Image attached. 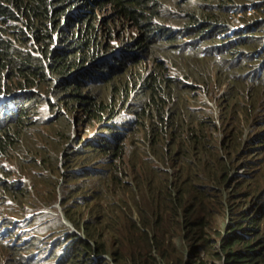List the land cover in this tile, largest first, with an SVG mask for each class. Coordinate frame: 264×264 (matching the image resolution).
I'll use <instances>...</instances> for the list:
<instances>
[{
  "label": "trees",
  "instance_id": "trees-1",
  "mask_svg": "<svg viewBox=\"0 0 264 264\" xmlns=\"http://www.w3.org/2000/svg\"><path fill=\"white\" fill-rule=\"evenodd\" d=\"M99 1L0 0V72L17 80L15 84L0 89V92L9 94L17 89H32L29 93L15 96L20 113L14 114L0 126V157L11 159L10 153L15 152L18 156L15 160H18L20 167L27 164L30 169H36L32 173L31 193L11 182L8 178L11 174L9 169L0 166V204L14 202L23 210V202L31 198V209L36 212L31 220L43 221L42 229L49 239L52 238L51 248L41 250V253L46 256L50 251L60 248L55 254L56 258L62 255L58 264H108L105 255L114 264H196L200 252L205 251L209 243L204 236L203 227L210 217L201 221L204 203L208 197L217 195V188L226 182L232 170H252L255 164H259L257 155L264 151V131H256L250 137H243L247 126H258L264 119V66L258 74L255 69L259 62L247 55L258 51L263 43V36L254 32L259 31L264 35V18L252 19L242 31L251 33L243 39L226 43V37L221 38L220 35L229 28V13L240 8L238 0L197 1L195 13L188 17L202 34L201 40L213 41L210 49L206 47L204 52L216 50V53H225L215 54L208 60L197 54L185 53L182 63L177 67V74L169 73L163 65L164 60L159 61L157 58L159 66L156 70L148 71L145 76L138 68L136 73L130 71L124 78L122 87L117 89L116 97L111 86V97L104 102L98 101L96 94L81 92L82 85L93 80L94 75L98 77V81L107 84L114 73L117 76L123 75L130 66L140 65L142 60H148L152 50L151 44H147V32L156 35L168 28L152 23L155 15H145V7L128 0H112L116 13L134 21L139 28L135 39L124 45L123 52L117 54V60L110 59L104 66L103 61L93 64L102 55L97 54L84 64L80 60L75 65L76 68L70 70L64 55L68 54L71 47L69 44H62V36L54 40L57 42L55 49L40 54V50L52 38L55 39L48 26L53 25L56 16L64 14L67 9L66 18L80 20L87 13H92L90 10L93 9L87 7V3L90 2L93 6ZM6 3L15 5L14 12L5 6ZM159 3H155L157 8L163 5ZM19 17L23 18L24 30L19 27L10 28L11 23ZM189 31L183 30V33ZM12 40L22 46L30 43L33 54L13 44ZM88 41L94 44L93 39H85L80 46ZM188 43L196 42L186 44ZM227 52L242 55L231 57ZM202 60L213 66H199ZM84 66L87 67L83 68ZM42 82L47 85L44 93L40 92ZM190 87H199L205 95L217 93L216 97L219 99L214 116L205 101L193 100L195 105H192L187 100L185 93ZM51 95L56 97L55 101L51 99ZM127 97L132 101L124 107H130L129 111L133 110L138 119H146L150 123V130L145 135L149 136L152 147L149 151L135 150L126 158L120 152L116 154L114 146L101 135L94 136L80 147L73 141L72 146H67L71 125L68 117L59 113L54 119L44 121L41 109L37 107L34 110L41 103L48 106L49 111H53L56 106L64 107L67 112L77 113L76 119L83 115L86 122L91 124L96 121L97 126L104 115L112 117L114 109H119ZM35 113L46 130L33 128ZM59 121L65 123L60 124ZM56 123L59 128L54 126ZM55 134H61L66 142L62 145L55 143ZM61 152H67L62 160L64 172L58 167ZM109 157L118 158L119 162L114 159L108 161ZM97 159L101 162L92 164L97 168L83 169L79 173L70 171L71 168L83 167ZM42 168L46 172L39 170ZM162 168H168L169 172ZM119 173L128 176L132 186L123 182ZM59 176H62V180L58 185ZM146 179L150 181L149 193L155 207L150 208L140 199L138 221L127 215L121 220L123 227L125 224L127 227L117 236V221L101 216V195L107 187L136 190L138 183ZM164 180H167L168 190ZM243 180H248L247 188L240 190L243 185L238 183ZM157 181H160L159 185ZM256 183V177L246 174L234 180L231 192L235 226L249 234L254 232L257 221L249 218L248 213H258L262 209L255 210L256 207L252 204L251 211L246 212L242 205L249 201L258 202L263 195H259L258 185L249 190ZM57 191L61 210L74 229L66 227L53 208L58 198ZM164 192H169L170 202L179 201V206L184 208L183 215L180 213V234L185 242L182 241L180 247L173 242L172 234L167 238V229L161 222L159 198ZM217 196L218 208L221 209L222 204L219 195ZM42 204L51 206L52 211H39L38 207ZM1 212L0 210V214ZM171 222L173 223L172 217ZM244 226L251 228L244 229ZM58 228L62 229L60 235L55 234ZM104 229L111 231L113 236H104ZM123 242L128 244L126 250H122ZM32 243L29 241V245ZM226 243L224 238L220 248L226 255V264H261L256 259L263 254L244 256L239 251L243 248L242 244H237L236 241ZM184 248L190 253L189 257H184ZM233 248L237 250L232 251ZM16 249L20 251L24 247L18 246ZM250 250L254 248L250 247ZM157 255L158 261L155 260ZM16 256L13 257L14 264H17L19 258L23 260L21 255Z\"/></svg>",
  "mask_w": 264,
  "mask_h": 264
},
{
  "label": "rangeland",
  "instance_id": "rangeland-1",
  "mask_svg": "<svg viewBox=\"0 0 264 264\" xmlns=\"http://www.w3.org/2000/svg\"><path fill=\"white\" fill-rule=\"evenodd\" d=\"M93 1V0H91ZM132 4H137L139 6L145 7V15L154 14V18L152 20V23L163 25L164 27L168 28L164 32L157 33L156 35L151 34L149 31L147 32V44H151V50L152 53H150V57L148 60L144 59L141 61L140 65H132L130 68H128L123 75H118L117 73L113 74L110 77V81L107 82V84H103L101 80L98 81V77L96 75L93 76V80H89L86 82V84H83L82 91L83 93L89 92V94H96L98 101L102 100L104 102H107L110 97V88L113 86V91L116 92L114 95L116 97L117 95V89H120L122 87V84L124 83V78L128 76L130 71L138 72V69L141 70V73L145 76L148 74L147 72L152 69H157L159 66L158 63H156V59L158 60H164V67L165 69L169 70V73L171 74H177V67L180 66L183 60V56H185V53H188L189 55L197 54L202 56V58H205L206 60L210 59L211 57H214L215 54L222 55L224 53H216V50H209V52H204V49L207 47V49H210L209 46L212 45L213 41L212 39L208 40H201V33L199 32V29L196 28V24L189 21L188 15L194 14L196 11V4H198L197 1L199 0H128ZM157 2H160L159 4H163L160 7H156ZM90 3V2H89ZM89 3H87V7L90 6L93 10H90L92 13L86 14L83 16L80 20H71V17L66 18L67 15V9L65 10L64 14L60 16H56V21L52 24H50L49 30L50 33H52L55 37V39H51L49 43H47L43 50H40V54L48 53V51H52V49L56 46L57 42L54 41L57 39V37L62 36V44H69L70 51L67 52L68 54L64 55L65 61L68 63V67L70 70L76 68V64L79 63L80 60L83 62L81 64L86 63L88 60H91V57L97 56V54H103L107 51H110L114 49L115 47H120L123 44L131 43L132 40H134L136 35L138 34V29L136 26V23L130 19H126L122 14H117L115 8L113 7L112 0H100L97 3H94L93 6H91ZM238 3L240 4L239 12L235 13H229V20L233 21L235 26L240 27V24L243 22L244 19H250L256 17H264V0H238ZM19 5L20 2H17ZM5 6L12 12L15 10L14 4L6 3ZM245 8V14L244 19L243 18V11ZM85 10H88L85 8ZM76 11L75 13H78ZM81 13V11H80ZM22 17H19L18 19L14 20L13 23H11L10 28L12 27H19L23 28L22 24ZM141 20V19H140ZM72 21V23H71ZM1 24V23H0ZM45 28V29H48ZM189 29L190 31L188 33H183V30ZM180 30V31H179ZM175 31V33H173ZM239 31L235 32L233 35H230L229 37L224 39V42H234L236 40H239L243 38L244 33H238ZM167 33V34H166ZM85 39H93L94 44H90V41L86 43L84 46H80L82 41ZM194 41L196 43H188ZM31 40V44H32ZM12 43L15 44L18 47L25 48L26 51H30L33 54V51L31 49L32 46H30V43H27L25 45L19 44V42L12 40ZM43 44V43H39ZM125 44V45H126ZM94 46V47H93ZM240 48H252V46H240ZM263 48V46H262ZM38 51V50H37ZM39 52V51H38ZM257 53V56H252V54ZM247 55L250 58H256L257 62H259L260 70H262V66H264V54L263 50H259L256 52L247 53ZM199 66H205L208 68H211L213 65L210 62L207 61H200ZM135 67V68H134ZM138 68V69H137ZM107 70V69H106ZM258 72V73H259ZM88 80V79H87ZM17 82L16 79H11L10 75L6 73L0 72V89L5 88L7 86L13 85ZM88 86V87H87ZM47 87L46 84L43 82L41 83V89L40 92L44 93V89ZM189 94V95H188ZM196 94V98L193 96ZM187 95V96H186ZM193 95V96H192ZM185 96L187 100L191 102L192 105H195L193 100H201L205 101L208 105V108L211 111L212 116L215 115V112L217 110V102L218 99L217 93H213V95H205L200 92L199 89H196L194 87H190L187 90V93H185ZM51 99L55 101L56 97L54 95H51ZM132 99H129L127 97L125 100L122 101L123 104L119 106L118 112L123 113L125 115L131 116V118H135L136 114L133 110L129 111L130 107L125 108L128 104V102H131ZM41 109L43 111V114L46 115L48 112L46 111V106L44 103L39 104L38 106L34 107V110ZM58 109L62 113H68V116H70V123H72L73 118L77 117V113L72 114L70 112H67L64 107H58ZM264 112V111H263ZM54 111H50V115H52ZM37 113L34 114V125L33 128L36 130L44 129V124L40 122V119L37 118ZM85 117L81 115L79 119L75 120L76 125L74 130H70V138L74 136L77 132H79L82 128L81 124L84 123ZM94 122V123H93ZM91 123L92 128L96 126L95 122L93 121ZM60 124H64L65 122L59 121ZM56 126L59 128V124L56 123ZM245 137H250L251 133H254L256 131H264V119L263 122L258 125H251L247 126L245 128ZM55 143L64 144L66 142V139H64L61 134H55L54 137ZM25 142L22 143V146H24ZM16 156V154L14 153ZM264 156V154H263ZM6 160H8L6 158ZM5 159H2V163H4L6 166L9 161H6ZM1 161V160H0ZM12 166L15 168V173L13 174V177L15 178H21L23 180V185L25 188L29 187V184L32 185L33 179H32V173L36 171V169H30V166L27 164L23 165V168L18 166L17 162H10ZM263 176H264V165H263ZM150 190L144 186V184H141L138 189L131 193L126 194L124 198L121 200V207L115 208L112 213V219L117 221V224L115 225L117 227V236H120V234L125 230L127 227V224L123 225L121 224V220L125 219L127 215L130 216H136L138 209L140 208V199H143L145 203L150 207L154 208V203L152 202V196L149 193ZM163 196H167L166 192L163 193ZM162 196V197H163ZM164 203H167V201L164 199ZM30 199H26L24 206L30 207ZM164 203H162L159 199V206L161 209V222L164 224L165 228L167 229L166 236L167 238L169 235L172 234L173 242H177L178 246H181L182 238L180 237V213L182 214V208L179 206V204L175 207H167ZM207 203L209 204V213L208 217L215 219V223L218 225L219 221L222 219V214H218L216 206V197L210 196L207 199ZM128 206H125L127 205ZM212 210H214L212 212ZM56 214L61 213L60 206L55 207ZM168 215V220L165 216ZM171 217L173 219V223L171 222ZM62 220H67V218L64 216ZM62 232L61 228H58L55 232V234L60 235ZM29 233L31 234H38L37 229H33ZM104 236H113V233L111 231L104 229ZM214 236V234H212ZM51 239H48L47 242H49ZM38 246L37 243H32L31 248L29 250H34ZM16 245L13 244L12 238L9 240H3L0 239V264H11L9 262H4L5 256L10 253L14 252V255L18 254V251L16 250ZM59 247V246H58ZM122 250H126L128 248V244L126 242H123V245L121 246ZM176 248V247H175ZM58 249V248H57ZM29 250H22L23 254H28ZM177 250V248H176ZM107 259L109 256L106 257ZM155 260H159V256L157 255L155 257ZM109 262V261H108ZM19 264H35L31 263V261L20 259Z\"/></svg>",
  "mask_w": 264,
  "mask_h": 264
},
{
  "label": "clouds",
  "instance_id": "clouds-1",
  "mask_svg": "<svg viewBox=\"0 0 264 264\" xmlns=\"http://www.w3.org/2000/svg\"><path fill=\"white\" fill-rule=\"evenodd\" d=\"M238 12H239V9L238 11L233 10L232 13L234 15L235 13H238ZM244 14H245V8L243 11V18H240V19L242 20L244 19ZM260 18H264V17H260ZM251 21L252 20L250 19H244L243 22L240 24L239 28H237L238 26H235L233 21H230L228 30H226L223 34H221L220 37L227 38L230 35H233L237 31H239L238 33H242V31L246 28L248 24L251 23ZM250 33L251 32H245L243 35V38L245 37V35H248ZM254 33L261 34L263 36V43L258 48V51L262 49L263 54H264V35L259 31L254 32ZM125 44H123L120 47H115L114 49L123 48ZM55 48L56 47H54L53 49ZM114 49L103 53L101 56L113 51ZM227 53L231 57H238L242 55V54H237L236 52H227ZM253 56H257V53L252 54V56L250 57H253ZM110 59L117 60V54L102 60L103 66L106 63H109ZM159 61H162V60H159ZM260 67L261 66H258L255 69L257 73L259 72ZM171 76H174V75H171ZM185 82L188 84H192L190 81H185ZM195 88L199 89V87H195ZM31 91L32 89H17V90H14V92L9 93V94L4 91L0 92V126L5 124L10 118H12L14 114H17L19 112V109H18L19 106L17 105L18 100L15 98V96L19 94L29 93ZM200 92L203 93L201 90ZM194 96H196V94ZM46 107H47L46 111L48 112V114L46 115L43 114L44 121H50L51 119H54L59 113H62L56 106L55 109L53 110L54 113L49 116V112H50L49 107L48 106ZM114 111L115 112L112 117H110L109 115H104L101 120V123L97 126H94L93 128L90 123L84 120V123L81 124L82 126L81 130L77 132L74 136L69 138L66 145L72 146L71 141H73L75 145L77 144L79 145L78 147H80L81 145H83L85 142H87L94 136L101 135L106 142H109L111 145L114 146L113 148L116 150V154L120 152L124 158H126L130 153L138 149L149 151V149L152 147L151 140L148 135L147 136L145 135V133H147L150 130V123L146 119H138L137 115H135L136 116L135 118H131V116L125 115L123 113H119L118 109H114ZM63 114L66 115L68 119L70 120V116H68V113H63ZM76 118L74 117L72 123H70L71 124L70 130L75 129V125H76L75 120H77ZM54 126L57 127L56 124H54ZM245 131L243 134L244 138H246ZM253 134L254 133H251V135ZM156 142H157V139H156ZM155 143L153 144V146L155 145ZM14 153L13 154L10 153L12 158L11 159L7 158L8 160H6V157H0V160H1L0 166L4 167L5 169H9L11 174L9 175L8 178L10 179L11 182H15V184H19L24 189H27L32 193L33 192L32 185L29 184V187L25 188L22 183L23 180L21 178L13 177V174L16 171L10 162L12 163L17 162L18 166H20L18 160L17 161L15 160V157H18V156L16 153H15L16 154L15 156ZM65 154H67V152H61L58 158V167L61 170V172L65 171L63 167V161H62L63 156ZM263 154H264V151H261V153L257 155V161L259 162V164H255L252 170L245 169V168H239L236 170H232L229 173L226 182L217 188L218 189L217 195H219V198L222 204V208L221 209L217 208V212L218 214H222L224 212V214L222 215V219L219 221L218 225L215 223V219L213 218L207 219L208 217L207 215L209 213L210 207L207 201L204 203L205 208H204V213L201 216V221L203 219H207V223L203 227V232H204L205 238L209 240L208 241L209 243H208L207 249L205 251L200 252L199 259L195 261L196 264H200V263L201 264H226V255L220 249L221 242L224 238H226L227 243L236 241L237 244L239 243L242 244L243 248H241L239 251L243 252L244 256H248V255L256 256V253L263 254L262 257L257 258L256 261L261 264H264V259H263L264 258V176H263L264 156ZM20 156L21 155H19V157ZM2 159L9 161L7 166L4 163H2ZM113 159L114 157H109L108 161H112ZM114 161L119 162V159L116 158L114 159ZM99 162H101V160L97 159L94 162L90 164L88 163L87 165L83 167L71 168L70 171L79 173L83 169H94L97 167L92 166V164L99 163ZM162 169L165 170L166 172H169L168 168H162ZM39 170L46 172V170L43 168ZM249 173L251 174V177H256L257 179V183L253 185V187L249 188V190H252L254 187L258 185V188L260 190L259 195L263 194L259 198L258 202L250 203L249 201L242 205L243 211H246V212L251 211L252 204H254V206L256 207L255 210L262 209L258 213L255 211H253L252 213H248L249 218H253L257 221V225L255 226V230L252 234H249L248 232L244 233L235 226L236 223L233 221L234 217H233L232 207H231V205L233 204V198L231 197V192L234 187V180L237 178H242L243 176ZM119 176L121 177V180L123 182L132 186V183L128 176H123L121 173H119ZM58 179H59V183H58L59 185L62 180V176H59ZM164 181L166 182V186L168 190L167 180H164ZM149 182L150 181L147 179L142 180L138 183V187L141 184H144V186H146L150 190L151 188H150ZM247 182L248 180H243L240 183H238L240 185H243L240 190H244L245 188H247L246 186ZM159 184H160V181H157V185ZM136 190H132L130 188L121 189L117 187L116 189L114 187H107V189H105V191L100 197V204L102 207L101 216L103 218L104 217L111 218L114 209L116 207L117 208L121 207L120 202L122 198H124L126 194L127 195L131 194L135 192ZM166 195L167 196H163L159 199L162 203H164L163 200L165 199L167 203H164V204L167 207H175L179 204V201H175V202L169 201V192H167ZM217 195H214L216 197V206H218V196ZM57 197H58L57 201L53 204L54 210L57 205L60 206V196H59L58 191H57ZM29 199L31 200V198ZM25 201L22 204L23 210L19 209V207L14 202L8 201L4 205L0 204V210L2 211L0 214V217H1L0 218V239H3L5 241V240H9L12 238L13 244L16 245L15 248H17L18 246H23L24 247V249H22L23 251L29 250L31 248V245H29V241L33 243H37L38 244L37 248L34 250H29L28 254L26 255L22 253V250L18 251V249H16L18 251V255H21L23 257V260H27L29 262L31 261V263H35V264H58V261L60 258H62V255L56 258L55 254L59 251L60 248L58 249L56 248L55 251L53 252H51L49 249L50 253L46 256L43 255L44 253H41V250H44L46 248H51L50 244L52 242L51 240L47 242L49 238H48L47 233L42 229L43 221L31 220L36 212L32 211L31 205L30 207L24 206ZM125 206H128V204ZM14 208H17L16 211H14ZM38 208H39V211H44V212L52 211L51 206H47L44 204H42ZM213 211L214 210H212V212ZM58 215L60 217V221L66 227H68L69 229H74L73 225L68 219L66 221L62 220L64 217L62 210H61V213ZM182 215H183V210H182ZM131 217L132 219L138 221V218H139L138 212L136 216H131ZM165 217L168 220V215ZM247 228H251V227L244 226V229H247ZM33 229H37L39 233L38 234L29 233ZM77 233L80 235L82 234L81 231L80 232L77 231ZM212 234H214V236H212ZM180 237L182 238V241L185 242L183 240L182 234H180ZM175 243L178 246L177 242ZM180 244L182 245V242ZM250 247L254 248V250H250ZM235 250L237 249L236 248L232 249V251H235ZM183 252L185 254L184 255L185 258L190 256V253L187 252L185 248L183 249ZM13 257H17L16 255H14V252L8 253L4 258V262L6 260V262L14 264ZM105 257H107V255H105ZM20 259L21 258L17 260V264H19ZM62 260L65 261L64 258ZM108 261H109L108 264H114L110 257L108 258Z\"/></svg>",
  "mask_w": 264,
  "mask_h": 264
},
{
  "label": "water",
  "instance_id": "water-1",
  "mask_svg": "<svg viewBox=\"0 0 264 264\" xmlns=\"http://www.w3.org/2000/svg\"><path fill=\"white\" fill-rule=\"evenodd\" d=\"M122 52H123L122 48H116V49H114L113 51H111V52H109V53H107V54H105V55H103V56H101V57H98V58L93 62V64H96L97 62H100V61H102V60H104V59H106V58H108V57L114 56L115 54H120V53H122ZM85 67H87V66H84L83 68H85ZM73 73H74V72H73Z\"/></svg>",
  "mask_w": 264,
  "mask_h": 264
}]
</instances>
